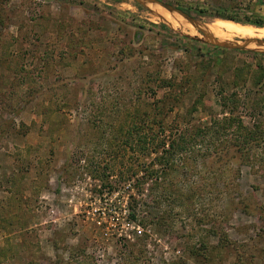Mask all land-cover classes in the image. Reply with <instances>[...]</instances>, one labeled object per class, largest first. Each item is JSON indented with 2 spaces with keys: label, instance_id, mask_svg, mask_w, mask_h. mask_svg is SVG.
<instances>
[{
  "label": "rangeland",
  "instance_id": "1",
  "mask_svg": "<svg viewBox=\"0 0 264 264\" xmlns=\"http://www.w3.org/2000/svg\"><path fill=\"white\" fill-rule=\"evenodd\" d=\"M154 1L0 0V264H264V0Z\"/></svg>",
  "mask_w": 264,
  "mask_h": 264
},
{
  "label": "bare ground",
  "instance_id": "2",
  "mask_svg": "<svg viewBox=\"0 0 264 264\" xmlns=\"http://www.w3.org/2000/svg\"><path fill=\"white\" fill-rule=\"evenodd\" d=\"M162 14L164 15V18H166V20L169 22L172 28H179L182 30L186 29L190 31L192 30L190 26L188 25L183 26V24H181L179 21L174 20V18L170 16L168 18V14H165V13H162ZM202 28H204L212 37H218V38H230L234 36L242 37V38L243 37L244 38H264V29H256V28H252L249 26L236 24L231 21H225V20L212 21V23L210 24L203 25Z\"/></svg>",
  "mask_w": 264,
  "mask_h": 264
},
{
  "label": "water",
  "instance_id": "3",
  "mask_svg": "<svg viewBox=\"0 0 264 264\" xmlns=\"http://www.w3.org/2000/svg\"><path fill=\"white\" fill-rule=\"evenodd\" d=\"M152 2H155V3H157V4H159L160 6H162V7H164V8H166V9H171L169 6H167L166 4H163V3H160V2H157V1H154V0H151ZM175 11H177L178 13H180V14H182L180 11H178V10H176L175 9Z\"/></svg>",
  "mask_w": 264,
  "mask_h": 264
},
{
  "label": "trees",
  "instance_id": "4",
  "mask_svg": "<svg viewBox=\"0 0 264 264\" xmlns=\"http://www.w3.org/2000/svg\"><path fill=\"white\" fill-rule=\"evenodd\" d=\"M227 19H235V18L232 16H227ZM246 22H247V20H246Z\"/></svg>",
  "mask_w": 264,
  "mask_h": 264
}]
</instances>
